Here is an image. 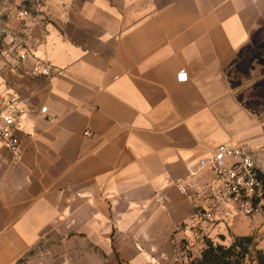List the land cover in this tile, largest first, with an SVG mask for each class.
<instances>
[{
    "label": "crops",
    "instance_id": "obj_1",
    "mask_svg": "<svg viewBox=\"0 0 264 264\" xmlns=\"http://www.w3.org/2000/svg\"><path fill=\"white\" fill-rule=\"evenodd\" d=\"M19 9L0 0L21 151L13 164L0 143V264H174L186 248L192 264L234 238L264 250V200L248 217L200 194V161L222 144L264 182V0Z\"/></svg>",
    "mask_w": 264,
    "mask_h": 264
},
{
    "label": "built area",
    "instance_id": "obj_2",
    "mask_svg": "<svg viewBox=\"0 0 264 264\" xmlns=\"http://www.w3.org/2000/svg\"><path fill=\"white\" fill-rule=\"evenodd\" d=\"M13 1L20 7L18 16L21 19H26L31 14H38L47 7L63 4V0ZM19 57L25 60L27 54H21ZM35 73L46 77L51 75L48 68L41 66L35 68ZM186 80L187 74L180 72L178 81L185 82ZM41 114L47 115V108H42ZM18 116L16 105L0 96V143L9 152L13 164L18 163L21 156L19 139L14 129ZM200 166L207 168L213 174V179L203 186L200 194L212 200L219 207L234 203L238 206L239 212L248 217L255 216L259 212L260 203L264 200V182L260 178L252 154L243 146L219 145L208 159L200 161ZM178 187L180 191H184L182 186ZM184 229L191 230V227L185 226ZM187 249L175 252L174 264H184L186 260L190 264L192 260L185 253Z\"/></svg>",
    "mask_w": 264,
    "mask_h": 264
},
{
    "label": "trees",
    "instance_id": "obj_3",
    "mask_svg": "<svg viewBox=\"0 0 264 264\" xmlns=\"http://www.w3.org/2000/svg\"><path fill=\"white\" fill-rule=\"evenodd\" d=\"M201 258L192 264H264V250H256L251 238H234L230 246L206 242Z\"/></svg>",
    "mask_w": 264,
    "mask_h": 264
},
{
    "label": "rangeland",
    "instance_id": "obj_4",
    "mask_svg": "<svg viewBox=\"0 0 264 264\" xmlns=\"http://www.w3.org/2000/svg\"><path fill=\"white\" fill-rule=\"evenodd\" d=\"M2 22V19L0 18V60L5 58L6 56V52H10L9 50L6 49V31H5V26ZM13 52H18V50H12ZM11 52V53H13ZM10 53V54H11ZM2 62V61H0ZM233 242V241H232ZM254 244V243H253ZM222 245V244H221ZM255 245V244H254ZM224 246V245H223ZM41 248H43V245L40 246ZM46 247H51V244H47L45 246ZM228 247V246H227ZM256 250H258L256 248V245H255V248H251V252H252V256L255 257V252Z\"/></svg>",
    "mask_w": 264,
    "mask_h": 264
}]
</instances>
